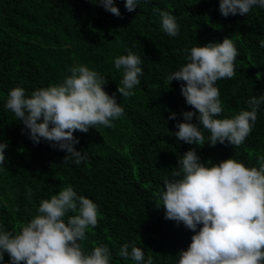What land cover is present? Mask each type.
<instances>
[{"label":"trees","instance_id":"1","mask_svg":"<svg viewBox=\"0 0 264 264\" xmlns=\"http://www.w3.org/2000/svg\"><path fill=\"white\" fill-rule=\"evenodd\" d=\"M120 17L89 0H0V143H8L7 163L0 170V226L18 234L35 215L42 200H50L71 185L78 195L98 206V226L86 232L85 252L106 245L112 264H134L119 256L120 247L134 244L153 264H177L195 234L182 223L165 219L158 192L179 170L178 159L192 148L202 163L211 166L234 159L246 167H259L264 155V105L251 134L238 147L189 145L178 141L176 123L186 105L180 84L167 76L187 61L182 51L230 38L239 52L235 76L216 82L224 111L232 118L247 110L246 101L264 95V9L227 18L219 13V0H149L131 13L124 0H114ZM154 9L169 12L180 26L177 37L161 31ZM130 49L139 55L143 75L135 95L118 93L122 72L114 59ZM86 65L106 77L105 91L116 94L124 115L114 127L74 133L78 151L87 159L76 165L64 162L66 153L41 140L34 145L14 114L5 110L9 90L23 87L27 95L60 84L68 69ZM175 113L176 120H169ZM192 123H197L195 117ZM207 137L209 133L204 130ZM68 215H74L69 213ZM199 230V228L197 229ZM4 264L9 256L4 254ZM23 264V262H21Z\"/></svg>","mask_w":264,"mask_h":264},{"label":"clouds","instance_id":"2","mask_svg":"<svg viewBox=\"0 0 264 264\" xmlns=\"http://www.w3.org/2000/svg\"><path fill=\"white\" fill-rule=\"evenodd\" d=\"M93 5L116 17L119 8L114 0H89ZM142 0H124L127 12H133ZM149 3V0H143ZM253 8L264 9V0H219L222 17L247 15ZM161 21V31L169 37L180 34L175 16L154 9ZM264 48V40L259 41ZM187 61L179 70L167 76L169 84L175 80L186 105L194 111L182 113V123H176L174 133L178 141L189 145L240 146L251 134L264 105V95L246 101L247 110H240L232 118H218L224 111L216 82L232 79L235 60L239 55L230 38L220 43L209 42L182 50ZM126 55L114 59V68L122 72L118 93L123 97L135 95L143 75V61L139 55L126 50ZM71 75L60 84L39 88L30 95L23 87L9 90L4 103L23 125L34 145L41 140L50 147L66 153L64 162L81 164L87 152L78 151L79 139L74 133H88L90 129L114 127V121L124 115L116 94L105 91L108 83L101 73L86 65L68 69ZM195 117L197 123H192ZM171 113L169 120H176ZM204 130L209 135L205 137ZM8 143H0V170L6 161ZM259 167L227 159L206 166L192 148L178 159L179 170L164 181L158 192L165 219L181 223L193 233L187 250L181 251L177 264H264V155L257 156ZM74 213V215H68ZM98 206L91 199L78 195L68 185L40 202L38 214L24 225L18 234L0 226V264L4 254L9 264H112L106 245L85 252L82 243L86 232L98 226ZM199 228V230H197ZM121 258L134 264H153L144 250L125 243L119 249Z\"/></svg>","mask_w":264,"mask_h":264}]
</instances>
